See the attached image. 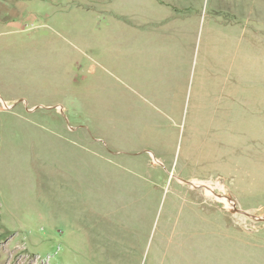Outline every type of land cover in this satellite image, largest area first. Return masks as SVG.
Here are the masks:
<instances>
[{
	"label": "rangeland",
	"instance_id": "rangeland-1",
	"mask_svg": "<svg viewBox=\"0 0 264 264\" xmlns=\"http://www.w3.org/2000/svg\"><path fill=\"white\" fill-rule=\"evenodd\" d=\"M0 99V264H264V0H0Z\"/></svg>",
	"mask_w": 264,
	"mask_h": 264
},
{
	"label": "bare ground",
	"instance_id": "bare-ground-1",
	"mask_svg": "<svg viewBox=\"0 0 264 264\" xmlns=\"http://www.w3.org/2000/svg\"><path fill=\"white\" fill-rule=\"evenodd\" d=\"M0 100H1V99H0ZM200 182H201V181H200ZM193 183H194V185H195V184L198 185L197 182H193ZM202 185H205L206 187H208V191H209V193H214V188H215L216 186L212 185L211 182H205V183H202ZM217 186L220 187L221 185L218 184ZM213 196H214V195H213ZM217 199L226 202L228 205H229L228 202L231 201L230 199H228V198H226V197H224V196H217Z\"/></svg>",
	"mask_w": 264,
	"mask_h": 264
},
{
	"label": "crops",
	"instance_id": "crops-1",
	"mask_svg": "<svg viewBox=\"0 0 264 264\" xmlns=\"http://www.w3.org/2000/svg\"><path fill=\"white\" fill-rule=\"evenodd\" d=\"M157 20V19H156ZM162 20H164L165 22L167 21V19L166 18H162ZM152 21H155V19L153 18V20ZM157 22V21H156ZM149 24V23H148ZM147 24V25H148ZM153 25H155V24H153ZM133 28H135L136 30H137V28H138V26H135V27H133ZM179 29V28H178ZM144 34H146V33H144ZM158 161V160H157ZM159 162V161H158Z\"/></svg>",
	"mask_w": 264,
	"mask_h": 264
},
{
	"label": "water",
	"instance_id": "water-1",
	"mask_svg": "<svg viewBox=\"0 0 264 264\" xmlns=\"http://www.w3.org/2000/svg\"><path fill=\"white\" fill-rule=\"evenodd\" d=\"M237 211V210H236Z\"/></svg>",
	"mask_w": 264,
	"mask_h": 264
}]
</instances>
